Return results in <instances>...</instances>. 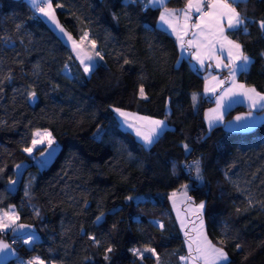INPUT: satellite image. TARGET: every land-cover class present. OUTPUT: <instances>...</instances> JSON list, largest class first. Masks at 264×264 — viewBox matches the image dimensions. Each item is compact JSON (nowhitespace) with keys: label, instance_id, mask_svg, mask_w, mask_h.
<instances>
[{"label":"trees","instance_id":"trees-1","mask_svg":"<svg viewBox=\"0 0 264 264\" xmlns=\"http://www.w3.org/2000/svg\"><path fill=\"white\" fill-rule=\"evenodd\" d=\"M185 1L167 0V7ZM53 7L65 30L76 41L87 32L85 41H95L94 53L103 59L96 56L95 69L85 74L73 50L25 0H0V211L14 208L17 222L35 233L26 246L17 234L0 232L15 253L6 264L33 256L44 264H156L151 253L141 262L130 251L145 246L156 249L160 264H184L168 195L185 182L195 203L206 202L204 231L224 247L230 264H264V120L246 131L205 125L203 112L213 104L201 96L205 71L179 56L173 38L155 25L159 11L125 7L124 0H53ZM237 10L248 18L249 32L229 36L252 58L237 80L264 94V35L253 23L264 19V0H245ZM113 108L163 120L166 130L145 147ZM243 111L234 105L223 120ZM35 129H47L59 147L50 164L39 160L43 146L31 156L23 151ZM197 159L202 184L188 171ZM20 162L10 191L7 182Z\"/></svg>","mask_w":264,"mask_h":264},{"label":"snow or ice","instance_id":"snow-or-ice-1","mask_svg":"<svg viewBox=\"0 0 264 264\" xmlns=\"http://www.w3.org/2000/svg\"><path fill=\"white\" fill-rule=\"evenodd\" d=\"M245 0H186V4L183 8L170 9L167 7V0H124L125 7L130 5H139L141 10L147 12L149 10L159 11L158 23L160 26L167 25V28L171 30V34L176 36L177 42L181 49H184L185 44L189 48H196V53L193 55L195 59L203 68L204 61L207 59L209 61H215L217 68L228 69L227 80H219L216 85L209 88L208 81L205 82V92L215 93L217 86H222L226 83H231V87H228L224 92L217 98L216 104L217 108L211 110V114H205V120L208 121L209 127H211L215 121L222 122V115L220 110L224 107V101L232 96H243L249 101L251 107L255 108L259 105L264 108V95L259 93L255 87H248L243 83H237L236 76L238 73H246L249 66L252 64V58L244 51L242 45L230 39L226 35L225 22L227 24V30L232 32H243L247 34L249 32V20L238 11L240 3H244ZM30 9L35 13H38L40 17L46 18L47 21L55 25V28L59 30L63 36L67 37L68 42L72 44V50L76 55V58L80 61L83 66V71L85 74H90L96 67L94 57L91 54L85 52L81 47L84 41L88 38V33L84 32L83 37L78 43L73 39L72 35L65 30V28L60 24L57 19L55 8L64 7L63 4L57 3L55 8L53 7V0H28ZM198 13L196 22L192 23L193 20L192 13ZM115 19V16H114ZM259 30L262 35H264V19L258 22ZM191 35V39L185 41V37ZM92 48L95 49V41H90ZM227 53V62L221 59L220 54ZM95 56L100 57V53L95 52ZM261 56L264 57V52H261ZM87 61V63H86ZM124 63H130L125 59ZM65 65V69H67ZM215 79V77H213ZM11 80V76L8 77ZM4 81L0 80V84ZM0 91H3L0 88ZM139 95L142 98H146L144 87L141 85L139 88ZM36 98L35 91L28 94L29 101H34ZM193 106L197 101V94L192 95ZM113 111L124 119V122L128 127L133 128L137 137L143 141L145 147L151 146L161 135L163 131L166 130L165 121L152 119L145 116H137L118 108H113ZM251 115V113L249 114ZM133 123H129V120ZM237 121L245 120L246 117L237 116L235 118ZM51 133L48 131L35 132L33 134V139L31 141L33 147H25L23 151L31 154L33 148L38 144L43 142V137L48 138V145L54 143L51 138ZM184 148L188 151V146L185 144ZM17 169L21 166L17 165ZM176 165L173 164V173H175ZM2 171V169H0ZM189 175H193V179L199 184L203 183V171L201 167V160L197 159L188 166ZM16 181L10 180L9 184L14 185ZM182 191L180 195L183 198V202L186 203L187 213H190L195 217L194 220H189L187 218V213L182 218L180 213L177 214V219L180 221L181 230L185 235V243L188 248V255L181 256V261L185 264H230L228 253L225 251L224 247L213 244L211 240L208 239L204 231V209L206 207V202L201 201L200 203H195L191 196L188 195L190 185L184 184L181 186ZM176 196L177 193L173 192L169 199L173 201V207H176ZM128 199H132L128 197ZM251 206V202H250ZM39 215V213H37ZM103 217V213L96 217V223L100 222ZM19 215L16 214L15 209H11L8 212H4L0 215V232H5L7 229H13L15 231L17 228L23 229L26 227L23 224L17 225L16 221L19 220ZM161 229L164 228V224L156 221ZM191 223L192 227L188 228L187 225ZM115 227V226H113ZM194 233V235H193ZM89 240L93 243L99 245L100 241L97 237L90 235ZM229 237L225 235L224 240L220 243L223 244ZM25 243H30V240L26 239ZM237 249L241 248L242 245L237 243L235 245ZM9 245L0 241V251L8 249ZM134 256L139 258L143 262L147 257L144 253H151L153 257H156V264H160V257L156 249L151 246H145L142 250L133 248L130 250ZM113 252V247L111 245L107 246L105 249L104 259L107 261L110 259L108 253ZM28 264H42V261L37 258H33L28 262Z\"/></svg>","mask_w":264,"mask_h":264},{"label":"crops","instance_id":"crops-1","mask_svg":"<svg viewBox=\"0 0 264 264\" xmlns=\"http://www.w3.org/2000/svg\"><path fill=\"white\" fill-rule=\"evenodd\" d=\"M25 1L29 5L28 0H25ZM185 4H186V1L179 8H183L185 6ZM194 14H195V12L192 13V16H194ZM36 15L40 19H42L46 24H48L52 29L56 30L55 25H52L51 22L46 20V18L40 17L38 13H36ZM196 19L193 17V20L191 22L192 23L196 22ZM158 20H159V12H158L157 18L155 20V25L158 28L165 31L167 34H169L173 38L179 56L187 58L188 61L190 62V64L194 68H196L198 70L205 71V74H204L205 76H204L202 86H201V96H203L205 98H211L213 100V104L211 105V107L204 110V112H203L204 123L206 126H209L208 121L205 120V114L206 113L211 114V110L217 108V104H216L217 98L224 92V90L226 88L231 87V83L229 82V83H226L222 86H217L215 93H213L211 91L206 93L205 92V82L207 80L208 84H209V88H211L213 85L217 84V81L227 80L228 75H229L228 69L217 68L215 61H209L207 59L204 61V67L202 68L201 65L195 59L192 58L193 55L196 53V48H194V47L189 48L187 46V44H185L184 49H181V47L179 46V44L177 42L176 36L171 34V30L167 28V25L160 26L158 23ZM225 28H226V35L229 36V33L232 31L227 30L226 22H225ZM191 38H192L191 35H189V36H186L184 39H185V41H187ZM229 38H230V36H229ZM84 42H86V41H84ZM87 44H89V43L87 42ZM89 46H90V44H89ZM81 47H82V45H81ZM87 53L93 55L94 60H95V58H96L95 53H89V51ZM220 56H221V59H223L225 62H227V53L226 52L220 54ZM86 63H87V61H86ZM81 67L83 69L82 65H81ZM213 77H215V79H213ZM236 81H237V83H243V82L237 80V76H236ZM262 95H264V94H262ZM223 103H224V107L220 110L222 118H223L224 113L228 109L233 107L234 105H242L244 108H246V111L235 113L234 115H232L227 120L222 119V122L221 121H215L213 125L222 124L223 127L229 131H246V130L251 129L258 122L264 120V108H261L259 105H257V107H255V108L251 107L249 101L246 100L243 96H232V97L226 99ZM261 103H264V102H261ZM250 113H251V115H249ZM237 116L246 117V119L241 120V121H237L235 119ZM183 245L185 248V239H183ZM187 253H188V250L185 249V255H183V256H186ZM180 262L185 264V262L181 261V259H180Z\"/></svg>","mask_w":264,"mask_h":264},{"label":"rangeland","instance_id":"rangeland-1","mask_svg":"<svg viewBox=\"0 0 264 264\" xmlns=\"http://www.w3.org/2000/svg\"><path fill=\"white\" fill-rule=\"evenodd\" d=\"M55 34L58 36V38H59V39H60V40L66 45V46H68V47L72 50V44H71L70 42H68L67 37L63 36V34L60 33L58 29L55 30ZM73 39H74V38H73ZM77 42L79 43L80 41L78 40ZM82 48L85 50V52H88V51H89V53H94V49L92 48V45L90 44V46H89V44H87V42H84V43L82 44ZM122 111H125V110H122ZM113 112H115V111H113ZM125 112H128V111H125ZM128 113H131V114L136 115V114L133 113V112H128ZM117 115H118V114H117ZM129 123H133V121L130 119V120H129ZM126 128H127V130H128L130 133H132V135L134 136V138H135L137 141H139V142L143 145V141H142L139 137H137V135H136L135 131L133 130V128L128 127L127 124H126ZM37 131H39V132L42 133V132H44V131H47V129H35V130L32 132V136H31V139H30L29 144H28L27 147H33L31 141H32V139H33V134H34L35 132H37ZM51 138H52V137H51ZM42 139H43V142H42V143H38L34 148H36V147H38V146H43L44 148L49 146V145H48V142H47V141H48V138H47V137H43ZM53 145H55V144L53 143L51 146H53ZM143 146H144V145H143ZM34 148H33V149H34ZM24 153H25L27 156H31V154H32V153L29 154V153H27V152H25V151H24ZM32 159H34V158H32ZM37 163H38V161H37ZM37 163H35V164L38 166ZM17 165H20L21 167H20L19 169H17V167H16ZM24 165H25L24 162H20V163H18V164H16V165L14 166V168H13V177H12L10 180H14V181H16V183H17V180H18V178H19V176H20L21 170H22V168H23ZM10 180H9V181H10ZM9 181L7 182V189L10 190V191H13V190L15 189V187H16V183H15L14 185H10V184H9ZM184 184H187V183L185 182V183L180 184L177 188L173 189V190L169 193V195H168V202H169V204H170V208H171L172 214H173V216H174L175 222H176V224H177V226H178V228H179V230H180V232H181V235H182L183 239H185V235H184V232L181 230V225H180V221L177 219V214L180 213L181 217L183 218V217L185 216V214L187 213L186 203L183 202V198H182V196L180 195V192L182 191V187H181V186L184 185ZM173 192H176V193H177V196H176V198H175V199H176V207H175V208L173 207V201L169 199L170 195H171ZM135 198H141V195H135ZM199 203H200V202H199ZM197 204H198V203H197ZM11 209H13V208H12V207H7V208L5 209V211H0V215H3L4 212H8V211H10ZM187 218H188L189 220H194V219H195V217L192 216L190 213H187ZM16 224H17V225L23 224V225H25L26 227H24L23 229H19V228H17L15 231H13V229H7L5 232H9V231H10L11 233L17 234V236L20 237V239L22 240L23 243H25V240H26V239L30 240V243H31L33 240H35V233L31 230V227H30L29 225L24 224V223H20V222H17V221H16ZM187 227H188V228H191V227H192V224L189 223V224L187 225ZM1 233H2V232H1ZM193 235H194V233H193ZM30 243H25V245H26V246H29ZM185 249L188 250L186 243H185ZM187 255H188V253L186 254V256H187ZM33 258H37V257H34V256H33V257L30 258V260H32ZM30 260H28L27 262H24V261H22V260H20V259H17V260H16V264H28V262H29ZM42 264H44V263L42 262ZM51 264H52V263H51Z\"/></svg>","mask_w":264,"mask_h":264},{"label":"water","instance_id":"water-1","mask_svg":"<svg viewBox=\"0 0 264 264\" xmlns=\"http://www.w3.org/2000/svg\"><path fill=\"white\" fill-rule=\"evenodd\" d=\"M34 101H29V99L27 98V103L28 105H32ZM59 147L57 145H53L51 147H45L40 156H39V160L44 163V164H50L53 159L55 158L57 152H58ZM2 241V240H0ZM3 243H6L4 241H2ZM7 244V243H6ZM15 256V253L13 251V249L9 246L8 249H4L3 251H0V264H6L9 261L13 260Z\"/></svg>","mask_w":264,"mask_h":264},{"label":"built area","instance_id":"built-area-1","mask_svg":"<svg viewBox=\"0 0 264 264\" xmlns=\"http://www.w3.org/2000/svg\"><path fill=\"white\" fill-rule=\"evenodd\" d=\"M198 15H199L198 13H195L194 18L196 19L198 17Z\"/></svg>","mask_w":264,"mask_h":264}]
</instances>
